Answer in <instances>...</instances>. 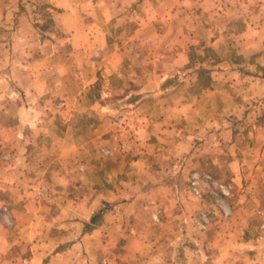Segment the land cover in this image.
Returning a JSON list of instances; mask_svg holds the SVG:
<instances>
[{
  "label": "crops",
  "instance_id": "0c3cea01",
  "mask_svg": "<svg viewBox=\"0 0 264 264\" xmlns=\"http://www.w3.org/2000/svg\"><path fill=\"white\" fill-rule=\"evenodd\" d=\"M18 1L0 0V264H264V118L233 130L264 99L242 0H53L43 38ZM120 107L138 135L104 157ZM191 170L231 187L229 215Z\"/></svg>",
  "mask_w": 264,
  "mask_h": 264
},
{
  "label": "rangeland",
  "instance_id": "374dc122",
  "mask_svg": "<svg viewBox=\"0 0 264 264\" xmlns=\"http://www.w3.org/2000/svg\"><path fill=\"white\" fill-rule=\"evenodd\" d=\"M216 3L218 2H222L223 0H214ZM18 3L20 5H31V10L34 16V20L37 23V31L40 37H45L48 36V33L51 32H55V27L53 26V23H51V15H52V11L49 9V5H53V0H19ZM242 3H244V5H241L240 7H237V9H240L241 12H239L238 14H234L233 17L235 18H239L241 21L246 20V22H243L244 25L249 22V23H253V24H257L256 27L253 28L252 33L250 31L251 35H260L262 37V52H264V0H242ZM222 5V4H221ZM228 5H231V3H229ZM51 8V7H50ZM234 8V10H237ZM239 20V21H240ZM241 25L239 22H237V24L234 26V28L232 29V31L234 30H241ZM232 39H230V42H225L226 45H230V47H233L232 44ZM199 48H204L203 46L199 47ZM255 47L251 46V49H254ZM247 60H251L249 58H247ZM254 71V70H253ZM261 72V76L264 78V63L261 64V69L259 70ZM259 73L255 74L258 75ZM249 76H253V73H250ZM264 80V79H263ZM232 93V91H231ZM258 98V97H257ZM260 101H264L263 98L257 99L255 100L253 106H252V111L253 114L252 116H250V118H248V121L244 124L241 120L239 122H242L239 124V126H235L234 132L235 134H238L239 132L245 133V130H250L253 129L255 126V124H259L258 120L260 118H264V103H260ZM118 110V111H117ZM120 110L130 114L134 119H135V115L136 111H134L133 107H120ZM117 111V112H116ZM115 114L113 116V119L111 121L112 126H113V141L111 144H107V143H103L100 145L99 151L100 154L104 157H111L112 155H116L118 153L121 152H125L122 148L125 146V141L128 142L127 140H131L128 135L130 136V134L128 132H125L127 130H123L122 127L117 125L116 122V115L119 112V109H116ZM249 112V111H248ZM256 117V119H254ZM258 121V122H257ZM135 126V124L131 123L129 124L130 128ZM234 128V127H233ZM135 132L137 134V128L135 129ZM128 134V135H127ZM138 135V134H137ZM245 140V139H244ZM116 142V143H114ZM115 144V145H113ZM112 145V146H111ZM108 148L111 149V151L109 153H104L102 151V148ZM6 159L9 160V158L11 157L10 155L6 154ZM90 160H93V155L88 157ZM118 161L121 162V159H119ZM10 162V161H9ZM106 162V160H105ZM124 163V162H122ZM82 166V165H81ZM82 169V167H81ZM81 169H79L80 171H82ZM193 171H197V170H191L189 173V177H188V189L190 190V177H191V173ZM202 172L206 171V170H201ZM200 172V171H198ZM205 173H208L209 175H211L213 177V179L222 182L223 180H221L219 177L215 178L209 171H206ZM52 174H50L49 176H51ZM244 177V176H243ZM89 178H93V171L91 173H89ZM225 184H227L226 182H223ZM228 185V184H227ZM231 194H232V190L231 187L228 185ZM40 189L42 190V192H39L38 194L41 196V198L47 194H51L53 193H57V189L56 187L54 188H46L41 186ZM28 192L32 193V196H30V198H36V189L33 186H29L28 187ZM25 190L23 191V194H25ZM191 192V191H190ZM230 194V196H231ZM228 196V197H230ZM227 197V198H228ZM226 197H222L221 195L217 196L215 194H213L211 191L208 190V187H205V197H204V202L207 203V205L209 206L210 209V213L214 216H218V215H222L227 216L229 215V207H228V200ZM224 206V207H223ZM3 211H7V208H4ZM207 212V211H206ZM209 214V212H207ZM210 215V214H209ZM211 216V215H210ZM6 215H5V219H1L0 218V223L2 224L3 222H7L6 221Z\"/></svg>",
  "mask_w": 264,
  "mask_h": 264
},
{
  "label": "built area",
  "instance_id": "2783aa9c",
  "mask_svg": "<svg viewBox=\"0 0 264 264\" xmlns=\"http://www.w3.org/2000/svg\"><path fill=\"white\" fill-rule=\"evenodd\" d=\"M116 122L117 125L122 127L123 130H127L125 132H128L132 138H135L137 136L133 125L131 128L129 126L130 122L133 124L135 123V119L130 114L119 110L116 115ZM102 151L104 153H109L111 149L103 147ZM205 187H208V190L211 191L213 194L217 196L221 195L224 198H227L231 194V191L227 184L213 179V177L208 173L193 171L190 177L191 193L200 200H203L205 197ZM209 218L210 217L207 212L200 213L195 218L196 226L201 230L206 229L209 224ZM155 219L158 220L157 217H155Z\"/></svg>",
  "mask_w": 264,
  "mask_h": 264
},
{
  "label": "trees",
  "instance_id": "16d2710c",
  "mask_svg": "<svg viewBox=\"0 0 264 264\" xmlns=\"http://www.w3.org/2000/svg\"><path fill=\"white\" fill-rule=\"evenodd\" d=\"M95 220H96V217L93 216L92 221H95Z\"/></svg>",
  "mask_w": 264,
  "mask_h": 264
}]
</instances>
